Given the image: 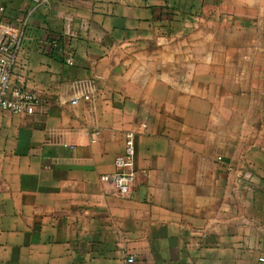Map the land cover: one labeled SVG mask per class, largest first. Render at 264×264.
Masks as SVG:
<instances>
[{
  "label": "crops",
  "instance_id": "obj_1",
  "mask_svg": "<svg viewBox=\"0 0 264 264\" xmlns=\"http://www.w3.org/2000/svg\"><path fill=\"white\" fill-rule=\"evenodd\" d=\"M3 26L38 102L0 110V264H264V0H0Z\"/></svg>",
  "mask_w": 264,
  "mask_h": 264
},
{
  "label": "built area",
  "instance_id": "obj_2",
  "mask_svg": "<svg viewBox=\"0 0 264 264\" xmlns=\"http://www.w3.org/2000/svg\"><path fill=\"white\" fill-rule=\"evenodd\" d=\"M32 1L40 5L48 2V0ZM0 31L2 35L0 41V110L12 114L31 115L38 102L37 96L33 92L13 84L10 80L13 59L12 41L16 36L12 34L9 26H3ZM68 63H71L70 59ZM84 98L88 99V96L86 95ZM71 102L76 104L77 100L73 99ZM140 128L144 129L145 124L142 123ZM97 134L98 132H93V136ZM94 141L95 138L93 137L92 142ZM134 151L135 132L129 130L125 133L122 152L114 158V171L101 176V180L110 183L114 193L119 196H128L132 190L135 181ZM132 260V257L127 258V262H132ZM259 260L264 262V257H260Z\"/></svg>",
  "mask_w": 264,
  "mask_h": 264
}]
</instances>
